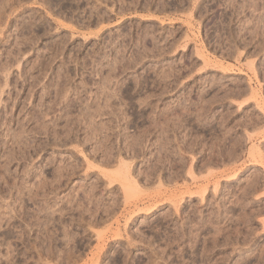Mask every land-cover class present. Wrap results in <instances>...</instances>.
<instances>
[{"label": "rangeland", "instance_id": "rangeland-1", "mask_svg": "<svg viewBox=\"0 0 264 264\" xmlns=\"http://www.w3.org/2000/svg\"><path fill=\"white\" fill-rule=\"evenodd\" d=\"M129 1L0 0V264H264V0Z\"/></svg>", "mask_w": 264, "mask_h": 264}, {"label": "bare ground", "instance_id": "bare-ground-1", "mask_svg": "<svg viewBox=\"0 0 264 264\" xmlns=\"http://www.w3.org/2000/svg\"><path fill=\"white\" fill-rule=\"evenodd\" d=\"M127 1H128V0H127ZM130 1H131L132 3L135 2L134 0H130ZM130 1H129V5H130ZM133 1H134V2H133ZM137 1H138V0H137ZM145 1H146V0H145ZM145 1H144V2H145ZM156 1H157V0H156ZM49 2H50V1H49ZM53 2H54V1H53ZM91 2H92V1H91ZM120 2H121L122 4H124L125 0H120ZM163 2H164V1H163ZM243 2H244L245 5L248 7V9L251 8L254 12L256 11L257 8L260 7V6L258 7V5L260 4V0H243ZM54 3H55V2H54ZM92 3H93V2H92ZM147 3H148V2H146V4H147ZM56 4L59 5V1H57ZM74 4H75V3H74ZM77 4H78V2H77ZM125 4H126V3H125ZM125 4H124V5H125ZM135 4H136V3H135ZM164 4H165V3H164ZM221 4H222V3H221ZM242 4H243V3H242ZM129 5L127 4V6H129ZM136 5H137V4H136ZM136 5H135V6H136ZM172 5H173V4H172ZM215 5H216V4H215ZM260 5H261V4H260ZM45 6H46V5H45ZM60 6H61V5H60ZM73 6L75 7V5H73ZM91 6H92V5H91ZM121 6H122V5H121ZM135 6H134V7H135ZM144 6H145V5H144ZM53 7H54V6H53ZM53 7H51V8H53ZM55 7H56V6H55ZM95 7H96V6H95ZM131 7H132V6H131ZM147 7H148V6H147ZM164 7H165V6H164ZM243 7H244V5H243ZM91 8H92V7H91ZM121 8H122V7H121ZM125 8H126V7H125ZM143 8H144V7H143ZM241 8H242V7H241ZM263 8H264V7H263ZM64 9H65V8H64ZM71 9H72V8H71ZM244 9H245V8H244ZM251 9H250V10H251ZM259 10H260V9H258L257 11H259ZM261 10H262V8H261ZM123 11H124V9H123ZM75 12H76V11H75ZM200 14H201V13H200ZM234 14H235V13H234ZM252 14H253V13H252ZM248 15H249V14H248ZM226 19H227V18H226ZM262 19H263V18H262ZM222 20H223V19H222ZM249 22H250V21H249ZM259 22H260V20H259ZM261 22H263V21H261ZM215 23H216V22H215ZM246 23H247V22H246ZM217 25H218V24H217ZM218 28H219V27H218ZM257 28H258V27H257ZM253 30H254V29H253ZM129 32H130V31H129ZM131 32H132V31H131ZM147 32H148V31H147ZM214 33H215V32H214ZM248 33H249V32H248ZM251 33H252V32H251ZM254 33H255V32H254ZM123 34H124V33H123ZM126 34H127V33H126ZM130 34H131V33H130ZM121 35H122V34H121ZM227 35H228V34H227ZM250 35H251V34H250ZM254 35H255V34H254ZM118 36H119V35H118ZM122 36H124V35H122ZM122 36H121V37H122ZM116 37H117V36H116ZM129 37H131V36H128V38H129ZM118 38H119V37H118ZM122 38H123V37H122ZM217 38H218V37H217ZM125 39H126V38H125ZM130 39H131V38H130ZM140 39H141V37H140ZM123 40H124V39H123ZM126 40H127V39H126ZM254 40H255V39H254ZM111 41H112V40H111ZM114 41H115V40H114ZM116 41H117V39H116ZM129 41H130V40H129ZM130 42H132V41H130ZM115 43L117 44V42H115ZM118 43H119V42H118ZM241 43H242V42H241ZM111 45H112V44H111ZM114 45H115V44H114ZM134 45H135V44H134ZM129 46H130V45H129ZM135 46H136V45H135ZM141 46H142V45H141ZM143 46H144V45H143ZM146 51H147V50H146ZM114 52H115V51H114ZM116 52H117V51H116ZM118 52H119V51H118ZM139 52H140V51H139ZM117 54H118V53H117ZM138 54H139V53H138ZM140 54H141V53H140ZM116 56H117V55H116ZM117 57H118V56H117ZM121 57H122V56H121ZM136 57H137V56H136ZM136 57H135V58H136ZM140 57H141V56H140ZM142 57H143V56H142ZM133 58H134V57H133ZM92 59H93V57H92ZM115 59H116V62H118V61H117V58H115ZM124 59H125V58H124ZM119 60H120V59H119ZM132 60H133V59H132ZM133 61H136V59L133 60ZM96 62H97V61H96ZM116 62H115V63H116ZM121 62H122V60H121ZM124 62H125V61H124ZM117 64H118V63H117ZM120 64H121V63H120ZM120 64H119V65H120ZM122 64H123V62H122ZM124 64H125V63H124ZM137 64H138V63H137ZM119 65H118V66H119ZM127 65H129L128 62H127ZM120 66H121V65H120ZM120 66H119V67H120ZM114 67H115V66H114ZM119 67H118V68H119ZM122 67H123V66H122ZM122 67H121V68H122ZM116 68H117V65H116ZM125 68H126V67H125ZM125 68H124V69H125ZM124 69H122V70H124ZM117 70H118V69H117ZM119 70L122 71L120 68H119ZM125 70H126V69H125ZM115 71H116V70H115ZM115 71H114V72H115ZM117 72H118V71H117ZM124 72H125V71H124ZM164 74H165V73H164ZM62 89H63V88H62ZM61 94H62V93H61ZM57 95H58V94H57ZM183 121H184V120H183ZM179 124H180V123H179Z\"/></svg>", "mask_w": 264, "mask_h": 264}]
</instances>
